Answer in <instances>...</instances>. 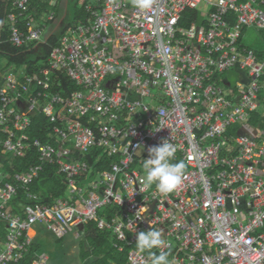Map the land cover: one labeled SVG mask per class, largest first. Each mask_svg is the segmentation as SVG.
<instances>
[{
    "label": "built area",
    "instance_id": "1",
    "mask_svg": "<svg viewBox=\"0 0 264 264\" xmlns=\"http://www.w3.org/2000/svg\"><path fill=\"white\" fill-rule=\"evenodd\" d=\"M9 1L10 42L39 41L44 25L29 0ZM256 2L152 0L142 10L132 0H82L85 22L65 29L47 65L2 70L0 152L34 148L37 162L10 176L0 171V264L25 258L34 224L62 238L93 221L127 252L124 264H151L136 249V234L150 222L165 240L152 251L167 252L173 264H264V46L240 42L249 27L264 37ZM186 10L196 12L188 25ZM233 68L240 80L229 83L223 75ZM52 72L79 89L54 92ZM35 112L55 144L28 134ZM165 140L176 146L173 162L185 163L182 183L168 194L146 189L142 168L148 148ZM55 159L66 196L14 213L18 190L37 200L30 186ZM101 159L107 168L94 167ZM47 259L39 252L30 264Z\"/></svg>",
    "mask_w": 264,
    "mask_h": 264
},
{
    "label": "trees",
    "instance_id": "2",
    "mask_svg": "<svg viewBox=\"0 0 264 264\" xmlns=\"http://www.w3.org/2000/svg\"><path fill=\"white\" fill-rule=\"evenodd\" d=\"M29 3V13L33 15L37 22L40 21L41 15L45 12H47V16H44V19L51 14L54 17V19L52 18L51 20L46 19V21H48L47 23H51L56 19L57 14L54 12L55 6L53 7L56 1L51 3L50 0H29ZM256 4L264 9V0H257ZM11 8L12 4L9 0H0V22H2L0 30V73L2 70L8 68H12L17 72L25 71L28 73H33L43 68L47 65V58L51 49L57 45L65 29L79 21L85 22L87 17L82 8V0H78V9L75 10L70 22L65 25L59 23L61 28L58 29V32H51L46 40L42 41L40 39L37 42L29 43L27 46H16L9 41V29L6 19ZM195 14L196 12L186 10L181 24L188 25L189 21H187L186 18L193 19L196 17ZM60 20L61 18L59 21ZM5 22L6 24H4ZM39 24L41 27L46 25L41 21ZM20 30L26 32L22 24ZM262 38L264 39L263 36H261V39ZM2 61H6L4 66H1ZM230 72L236 73V69L233 68ZM51 75L52 79L58 80V82L56 81L57 83H51L54 92H59L62 96L68 97L72 92L79 89L72 81L68 80L64 73L52 72ZM1 81L0 76V85ZM27 132L34 139L55 144L54 140L48 137L49 124L42 113L35 112L31 116V125ZM98 151L99 150H94V154H97ZM36 162L37 153L34 148L26 150L23 156H15L11 153L0 152V171L8 176L16 172H25L30 165ZM107 165L108 161L101 159L94 167L103 169L107 168ZM30 190L37 194V200L33 201L28 199L26 192L19 189L16 197H14L10 203L14 213L21 214L22 207L26 204H52L56 199L66 196L68 190L66 178L59 173L57 164L54 160H45L43 162V169L38 177L34 179L30 186ZM102 213L103 211H100L99 215ZM94 222L95 221L85 223L80 226L82 238L79 241V251L81 259L84 261L87 258H92L89 264H124L127 252L117 251L111 244V234L98 229ZM5 233V223L0 220V245L3 243ZM38 251L39 243L33 239L28 254L19 264H30Z\"/></svg>",
    "mask_w": 264,
    "mask_h": 264
},
{
    "label": "clouds",
    "instance_id": "3",
    "mask_svg": "<svg viewBox=\"0 0 264 264\" xmlns=\"http://www.w3.org/2000/svg\"><path fill=\"white\" fill-rule=\"evenodd\" d=\"M132 2L136 8L142 10L148 9L152 4V0H132ZM175 152L176 146L169 143L168 140L148 148V158L144 159L142 164L143 184L146 189L155 185L158 192L168 194L182 183L185 163L183 161L173 162ZM54 161L56 162V159ZM136 235L137 251L139 253L147 252L151 264H173L167 252L161 250L157 254L152 251L162 248L165 244L162 229L152 227L150 222V230L138 232Z\"/></svg>",
    "mask_w": 264,
    "mask_h": 264
},
{
    "label": "rangeland",
    "instance_id": "4",
    "mask_svg": "<svg viewBox=\"0 0 264 264\" xmlns=\"http://www.w3.org/2000/svg\"><path fill=\"white\" fill-rule=\"evenodd\" d=\"M56 1L54 12H56L57 17L51 23L45 25V30L41 34V40H46L51 32H58L61 28L59 25V19L65 16L63 19V24L70 22L76 9H78V0H52ZM51 1V3H52ZM47 16V12L43 13ZM45 18V17H44ZM46 22V19H44ZM54 19V17H53ZM2 27V22H0V29ZM262 33L258 32L255 28H245L243 30V35L241 37V43L251 47L264 46L261 43ZM1 66L6 64V61L1 62ZM226 75L229 83H234L240 80V76L237 73L228 72ZM264 102V96H263ZM262 108H260L261 110ZM264 114V113H263ZM31 235L33 239L39 243V251L37 253H45L48 259L45 264H89L92 258H87L82 260L79 251V241L82 238L80 234V226H74L72 232L66 233L64 237L58 238L51 231L47 230L43 224H34L31 230Z\"/></svg>",
    "mask_w": 264,
    "mask_h": 264
},
{
    "label": "crops",
    "instance_id": "5",
    "mask_svg": "<svg viewBox=\"0 0 264 264\" xmlns=\"http://www.w3.org/2000/svg\"><path fill=\"white\" fill-rule=\"evenodd\" d=\"M57 1H58V0H57ZM54 2H55V1H54ZM44 16H45L44 14L41 15V17H40V21L43 22L44 24H47L48 21L44 22V20H43ZM64 17H65V16H62L61 20L59 21V23H62V25H64V24H63V19H64ZM6 19H7L8 29H9V38H10V28H11V26H12V22H10L9 19H8L7 17H6ZM40 21H39L38 23H40ZM4 24H6V22H5ZM44 28H45V26H44ZM0 30H1V29H0ZM9 41H10V40H9Z\"/></svg>",
    "mask_w": 264,
    "mask_h": 264
}]
</instances>
